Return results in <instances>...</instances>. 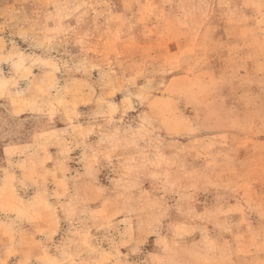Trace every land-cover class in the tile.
<instances>
[{"label":"rangeland","instance_id":"1","mask_svg":"<svg viewBox=\"0 0 264 264\" xmlns=\"http://www.w3.org/2000/svg\"><path fill=\"white\" fill-rule=\"evenodd\" d=\"M0 264H264V0H0Z\"/></svg>","mask_w":264,"mask_h":264}]
</instances>
